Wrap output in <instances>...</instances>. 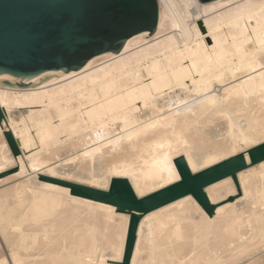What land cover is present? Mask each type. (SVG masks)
Returning <instances> with one entry per match:
<instances>
[{
    "label": "bare ground",
    "instance_id": "obj_1",
    "mask_svg": "<svg viewBox=\"0 0 264 264\" xmlns=\"http://www.w3.org/2000/svg\"><path fill=\"white\" fill-rule=\"evenodd\" d=\"M149 36L66 73L0 85V264H263L264 0H158ZM0 79L19 78L0 73ZM10 131L20 152L12 150ZM244 152L248 166L139 213L74 194L43 176L109 190L126 178L141 198Z\"/></svg>",
    "mask_w": 264,
    "mask_h": 264
},
{
    "label": "water",
    "instance_id": "obj_2",
    "mask_svg": "<svg viewBox=\"0 0 264 264\" xmlns=\"http://www.w3.org/2000/svg\"><path fill=\"white\" fill-rule=\"evenodd\" d=\"M208 2L212 0H199ZM158 0H0V73L14 74L19 81L0 79V85L36 86L57 74H46L39 82L28 81L47 71L61 73L82 68L90 59L120 52L131 37L151 35L159 22ZM5 116L0 106V119ZM6 137L16 154L19 144L8 131ZM252 163L264 160V142L249 151ZM181 180L144 197H137L126 178H114L109 190L43 176L70 186L72 193L108 202L119 211H131L125 262L128 263L141 215L189 193L210 215L215 206L205 187L248 166L244 152L198 173H192L184 157L176 160Z\"/></svg>",
    "mask_w": 264,
    "mask_h": 264
},
{
    "label": "rangeland",
    "instance_id": "obj_3",
    "mask_svg": "<svg viewBox=\"0 0 264 264\" xmlns=\"http://www.w3.org/2000/svg\"><path fill=\"white\" fill-rule=\"evenodd\" d=\"M15 170H17V166L14 167V168H12V169H10V170H7V171L1 173L0 174V179L5 178V176L6 177L9 176V174L11 175ZM15 182H16V178L15 179L7 180V181H5V182H3V183L0 184V189H3L5 187H8V186L14 184ZM261 263L264 264V260Z\"/></svg>",
    "mask_w": 264,
    "mask_h": 264
}]
</instances>
